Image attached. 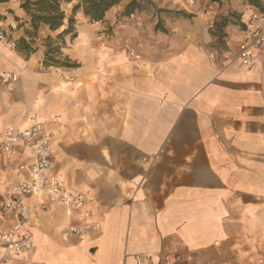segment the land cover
Returning a JSON list of instances; mask_svg holds the SVG:
<instances>
[{
    "label": "crops",
    "instance_id": "0c3cea01",
    "mask_svg": "<svg viewBox=\"0 0 264 264\" xmlns=\"http://www.w3.org/2000/svg\"><path fill=\"white\" fill-rule=\"evenodd\" d=\"M192 1L148 0L129 17L111 8L66 50L81 65L75 70L37 73L0 44V73L21 70L13 91L0 86V136L9 125L44 124L51 172L95 199L89 219L46 197L24 199L34 214L29 259L135 264L140 254L152 264L166 255L176 264H264V47L250 67L211 57L236 52L262 12L248 0ZM9 4H0V30L14 24L4 19ZM29 161L23 148L0 157V180H27L19 167ZM93 221L100 230L63 239ZM10 227L8 216L0 220V231Z\"/></svg>",
    "mask_w": 264,
    "mask_h": 264
},
{
    "label": "built area",
    "instance_id": "2783aa9c",
    "mask_svg": "<svg viewBox=\"0 0 264 264\" xmlns=\"http://www.w3.org/2000/svg\"><path fill=\"white\" fill-rule=\"evenodd\" d=\"M193 3V1H190ZM253 30L239 45L236 52L220 49L211 57L214 60L229 61L237 59L243 66L253 64L255 54L264 47V14L251 20ZM0 44L8 49H14L15 43L9 39L8 31L0 30ZM134 56V55H133ZM136 58H139L136 56ZM20 69L0 73V86L8 91L14 90V85L20 77ZM19 148L29 152V165H21V171H27V180L15 185H6L0 180V220L8 216L11 227L0 231V264H39L27 257L32 251L34 236L32 232L33 211L24 203L29 197H46L51 204L61 206L67 215L81 213L86 219L94 218L91 207L95 204L92 195L68 189L67 181L61 175L51 172L53 163V135L42 123H34L28 127L9 125L0 136V157L14 156ZM44 206V204H43ZM88 228L100 230L99 222H91L89 227L71 226L64 233L81 236ZM264 251V247H263ZM135 264H152L151 256L134 255ZM179 257L166 255L163 264H176Z\"/></svg>",
    "mask_w": 264,
    "mask_h": 264
},
{
    "label": "trees",
    "instance_id": "16d2710c",
    "mask_svg": "<svg viewBox=\"0 0 264 264\" xmlns=\"http://www.w3.org/2000/svg\"><path fill=\"white\" fill-rule=\"evenodd\" d=\"M12 0H0V4L9 3ZM148 0H79V2L72 9V16L67 15L66 10L68 5L75 2V0H20V9L25 14V19L20 22L19 29H24V36L16 43V49L19 53L29 56L33 53V42L37 39L41 26H46L51 32H56L65 26L66 20L68 26L62 31L61 36H66L74 33V15L82 12L84 17L92 23L102 22L106 13L113 7L119 6L125 2L122 12L123 17H129L138 11L141 4ZM248 2L258 8L264 14V5L262 0H248ZM168 12V11H160ZM172 13V12H168ZM177 16L182 18H191L182 12H175ZM234 16V15H232ZM0 15V20H2ZM229 20L224 21L221 27L226 26ZM220 45L224 44V34L220 30ZM29 38L30 41H27ZM47 52L45 54L44 65L46 67L77 69L79 65L70 63L69 61L61 62L56 57L59 55L60 47L54 46L50 38L47 39Z\"/></svg>",
    "mask_w": 264,
    "mask_h": 264
},
{
    "label": "rangeland",
    "instance_id": "374dc122",
    "mask_svg": "<svg viewBox=\"0 0 264 264\" xmlns=\"http://www.w3.org/2000/svg\"><path fill=\"white\" fill-rule=\"evenodd\" d=\"M190 1H192V0H190ZM213 1H220V0H212V2ZM78 2H79V0H75V2L72 4V6L67 7L66 13H67L68 17L72 16V9ZM9 3H10L9 7L4 6V19L9 18V22H13L14 24L11 26L9 24H4L5 25L4 31H8L9 39L15 43L14 50L16 51L17 54H19L18 56H20L22 58V61L20 60L21 64L25 65V63L27 64V62H29L28 65L30 66V69H34L37 73H41V74L44 73L45 75H48L49 72L54 71L52 69L53 67H46L44 65L45 54L47 52V45H48L47 39L50 38L52 41V44L54 46H59L61 48L59 51V55H57V57H56L59 61H61V62L69 61L70 63L79 65V68L81 67L80 64H78L77 62L68 58V56H66L65 52H66V50H68V49L70 50L73 48V46L76 42V40H74V39L77 37V35L80 32H83L86 30L87 25H89V24L93 25V23L90 22L88 19L83 18L82 15H78V13H82V12H78L74 15L75 24H74V33L73 34H69V35L60 37V34L62 33V31L64 29H66L68 26L67 20L65 22V26L59 30L60 33L57 36H55L54 38L44 34L43 30H41V28H40L37 39L32 44V47L34 50L33 53H31L29 56H25L24 54L19 53L16 49V43L22 37H25L24 34H23V36H18V32L22 31V30L24 31V29L20 30L18 28L20 25V22H18L16 18H19L20 19L19 21H23L25 19V16H23V18L21 19L20 12H18V7L20 9V1L19 0H12ZM190 4H193V3H190ZM124 6H125V2L119 5V7H123V8H124ZM17 13H19V14H17ZM162 13L166 14L167 16H174L177 18H181L180 16L175 15L174 14L175 12H172V13L162 12ZM94 31L101 32L102 29H95ZM105 32L110 33L111 29L108 30V28H106ZM26 39H27V41H30L29 38H26ZM6 49L8 50V48H6V46H4V50H6ZM79 68H77V69H79ZM55 69H58V68H55ZM17 70H19V69L16 68V70H14V71H17ZM59 70H66V69L60 68ZM73 70H75V69H73ZM23 72L24 71H22V73ZM20 78H21V75L19 77V80H20ZM5 91H8V90L5 89ZM8 92H11V91H8ZM28 254H27V256H28Z\"/></svg>",
    "mask_w": 264,
    "mask_h": 264
},
{
    "label": "bare ground",
    "instance_id": "6f19581e",
    "mask_svg": "<svg viewBox=\"0 0 264 264\" xmlns=\"http://www.w3.org/2000/svg\"><path fill=\"white\" fill-rule=\"evenodd\" d=\"M63 28V27H62Z\"/></svg>",
    "mask_w": 264,
    "mask_h": 264
}]
</instances>
